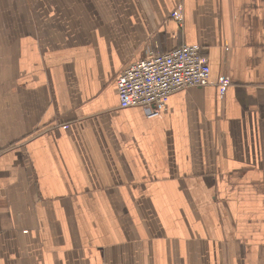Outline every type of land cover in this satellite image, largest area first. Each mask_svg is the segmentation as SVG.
Returning <instances> with one entry per match:
<instances>
[{
	"label": "crops",
	"instance_id": "crops-1",
	"mask_svg": "<svg viewBox=\"0 0 264 264\" xmlns=\"http://www.w3.org/2000/svg\"><path fill=\"white\" fill-rule=\"evenodd\" d=\"M182 44L208 84L120 109ZM100 263L264 264V0H0V264Z\"/></svg>",
	"mask_w": 264,
	"mask_h": 264
},
{
	"label": "built area",
	"instance_id": "built-area-1",
	"mask_svg": "<svg viewBox=\"0 0 264 264\" xmlns=\"http://www.w3.org/2000/svg\"><path fill=\"white\" fill-rule=\"evenodd\" d=\"M181 5L170 12V17L181 22ZM210 67L201 45L182 44L167 53L152 50L122 68L114 80L118 107H141L148 118L163 110L172 94L208 84ZM228 81L222 79L220 86ZM103 264V263H100Z\"/></svg>",
	"mask_w": 264,
	"mask_h": 264
}]
</instances>
